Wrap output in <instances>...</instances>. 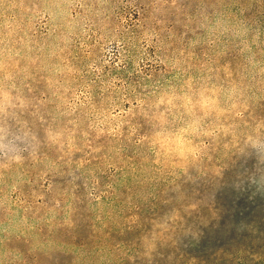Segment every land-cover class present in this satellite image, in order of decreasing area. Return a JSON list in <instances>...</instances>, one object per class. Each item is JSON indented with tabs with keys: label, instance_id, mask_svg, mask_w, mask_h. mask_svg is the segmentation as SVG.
<instances>
[{
	"label": "rangeland",
	"instance_id": "1",
	"mask_svg": "<svg viewBox=\"0 0 264 264\" xmlns=\"http://www.w3.org/2000/svg\"><path fill=\"white\" fill-rule=\"evenodd\" d=\"M0 264H264V0H0Z\"/></svg>",
	"mask_w": 264,
	"mask_h": 264
},
{
	"label": "clouds",
	"instance_id": "2",
	"mask_svg": "<svg viewBox=\"0 0 264 264\" xmlns=\"http://www.w3.org/2000/svg\"><path fill=\"white\" fill-rule=\"evenodd\" d=\"M214 103V100L208 98H204L201 101L203 107L210 106ZM194 131L195 127L189 126L188 128L181 129L174 134H157L154 138V142L158 144L163 150H165L166 153L176 152L182 155L187 147V144L189 143L185 137L187 134Z\"/></svg>",
	"mask_w": 264,
	"mask_h": 264
}]
</instances>
